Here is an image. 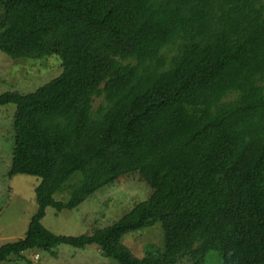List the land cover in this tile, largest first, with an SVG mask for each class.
Here are the masks:
<instances>
[{"label": "trees", "instance_id": "obj_1", "mask_svg": "<svg viewBox=\"0 0 264 264\" xmlns=\"http://www.w3.org/2000/svg\"><path fill=\"white\" fill-rule=\"evenodd\" d=\"M0 53L61 73L14 105L8 177H37L36 211L0 263L59 245L116 264H264V0H0ZM100 102L93 109V101ZM136 174L150 196L79 237L41 225ZM63 196L56 201L54 196ZM158 226L136 258L124 237Z\"/></svg>", "mask_w": 264, "mask_h": 264}, {"label": "rangeland", "instance_id": "obj_2", "mask_svg": "<svg viewBox=\"0 0 264 264\" xmlns=\"http://www.w3.org/2000/svg\"><path fill=\"white\" fill-rule=\"evenodd\" d=\"M60 73L58 58L13 61L0 53V95L10 91L32 93ZM99 102V99L93 101V109ZM14 112V105L0 107V247L24 238L36 211L34 189L40 183L37 177L7 176L13 148ZM150 193V188L136 174H131L95 192L74 210L57 213L47 208L41 225L55 236L91 235L93 231L115 223L136 204L146 201ZM54 199L61 201L64 197L56 195ZM123 244L140 259L147 248L162 246V235L158 226L150 227L125 236ZM54 252L56 257L42 251H27L22 254L23 259L10 257L0 264H116L103 257L94 246L77 250L59 245ZM203 264H221L218 253L208 252Z\"/></svg>", "mask_w": 264, "mask_h": 264}]
</instances>
